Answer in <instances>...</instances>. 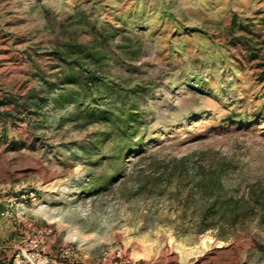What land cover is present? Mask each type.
Listing matches in <instances>:
<instances>
[{
	"label": "rangeland",
	"instance_id": "rangeland-1",
	"mask_svg": "<svg viewBox=\"0 0 264 264\" xmlns=\"http://www.w3.org/2000/svg\"><path fill=\"white\" fill-rule=\"evenodd\" d=\"M101 32L106 86L146 85L125 140L129 101L57 56ZM262 63L264 0H0V264H264L261 206L202 228L138 189L187 156L264 190Z\"/></svg>",
	"mask_w": 264,
	"mask_h": 264
},
{
	"label": "trees",
	"instance_id": "trees-1",
	"mask_svg": "<svg viewBox=\"0 0 264 264\" xmlns=\"http://www.w3.org/2000/svg\"><path fill=\"white\" fill-rule=\"evenodd\" d=\"M75 15L80 16V12L76 11ZM116 32L103 34L102 38L95 34L96 44H93L88 49H82L79 44L67 43L65 50H57V56L61 61H68L71 65H77L85 71V75L91 79L99 88L105 92H115L117 97H124L129 104L128 111L117 115L111 107L104 108V115L109 117L114 123L115 117H120L125 120L119 128L116 135L123 137L122 133H131L135 127L133 124H128L131 117L136 121L140 120L142 114L137 111L138 99L145 96V82L137 84L134 87L122 86L120 90L115 86H106L105 68L102 62L106 55L105 43L108 42L109 36H114ZM128 38V37H127ZM123 38V39H127ZM123 40L121 44H117L121 49L125 60L137 58L140 55L142 47L140 45L130 46L127 41ZM250 38L245 40L247 45L251 46ZM83 47V46H82ZM56 53V52H55ZM260 77L264 79V63ZM87 72V74H86ZM128 80V79H126ZM123 114V116L121 115ZM111 125L110 123H108ZM155 170L160 164H155ZM226 164L224 160H211L207 163L200 161H188L187 156L175 158L171 166L162 167L160 172L155 175L145 178L138 184L139 191H142L146 196H168L172 201L177 202L181 206L182 211L186 212L190 209L192 217L195 219L198 226L202 228L210 225L211 222L219 223L230 222L236 223L243 221L253 213L257 206L264 209V190L260 187L258 190L251 189L243 195H237L233 188H228L223 180L222 172L225 170ZM172 185L171 187L169 185Z\"/></svg>",
	"mask_w": 264,
	"mask_h": 264
},
{
	"label": "crops",
	"instance_id": "crops-1",
	"mask_svg": "<svg viewBox=\"0 0 264 264\" xmlns=\"http://www.w3.org/2000/svg\"><path fill=\"white\" fill-rule=\"evenodd\" d=\"M7 218L8 217H5V215L0 214V235L14 228L12 222H9Z\"/></svg>",
	"mask_w": 264,
	"mask_h": 264
},
{
	"label": "built area",
	"instance_id": "built-area-1",
	"mask_svg": "<svg viewBox=\"0 0 264 264\" xmlns=\"http://www.w3.org/2000/svg\"><path fill=\"white\" fill-rule=\"evenodd\" d=\"M7 212H4V211H0V214L1 215H5ZM16 258V257H15Z\"/></svg>",
	"mask_w": 264,
	"mask_h": 264
}]
</instances>
